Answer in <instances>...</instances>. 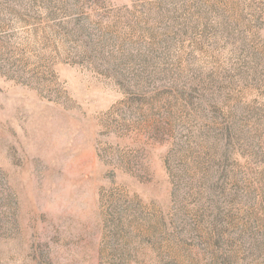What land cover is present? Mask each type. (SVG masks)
Masks as SVG:
<instances>
[{
	"label": "rangeland",
	"instance_id": "374dc122",
	"mask_svg": "<svg viewBox=\"0 0 264 264\" xmlns=\"http://www.w3.org/2000/svg\"><path fill=\"white\" fill-rule=\"evenodd\" d=\"M0 264H264V0H0Z\"/></svg>",
	"mask_w": 264,
	"mask_h": 264
}]
</instances>
